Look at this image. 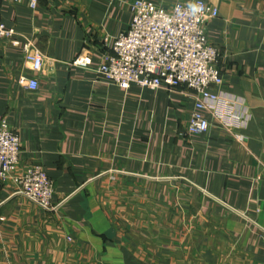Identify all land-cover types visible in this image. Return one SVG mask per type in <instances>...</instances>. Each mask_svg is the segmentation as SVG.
Segmentation results:
<instances>
[{
    "label": "crops",
    "instance_id": "0c3cea01",
    "mask_svg": "<svg viewBox=\"0 0 264 264\" xmlns=\"http://www.w3.org/2000/svg\"><path fill=\"white\" fill-rule=\"evenodd\" d=\"M133 1L0 0L19 42L0 50V121L20 139L16 174L41 166L57 207L0 181V264H264V0H201L219 10L206 33L224 84L204 101L200 135L187 132L191 90L123 89L98 75ZM144 1L170 11L197 0ZM29 42L42 73L25 63Z\"/></svg>",
    "mask_w": 264,
    "mask_h": 264
},
{
    "label": "built area",
    "instance_id": "2783aa9c",
    "mask_svg": "<svg viewBox=\"0 0 264 264\" xmlns=\"http://www.w3.org/2000/svg\"><path fill=\"white\" fill-rule=\"evenodd\" d=\"M37 6L38 0H29L32 10ZM130 10L129 30L112 42L105 39L110 52L104 54L98 75L123 89L135 84L153 91H174L182 87L191 90L197 97V105L187 132L189 135L207 133L210 124L201 113L204 101H218V95L211 90L224 84L218 68L220 52L209 43L206 33L207 24L219 17V10L201 0L190 6L177 3L170 11L136 0L130 4ZM16 35L14 28L0 21V50L9 44L19 46ZM22 48L28 69L42 73L44 55L30 42ZM90 64L88 58L74 62L81 68H88ZM20 83L30 91L39 89L35 78L21 76ZM237 139L242 140V137L237 135ZM20 152L19 137L6 121H0V181L6 183L12 178L20 196L46 212L55 211L54 184L41 166H30L16 174Z\"/></svg>",
    "mask_w": 264,
    "mask_h": 264
}]
</instances>
